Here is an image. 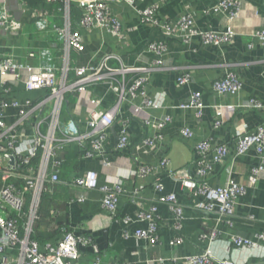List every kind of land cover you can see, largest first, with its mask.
I'll return each mask as SVG.
<instances>
[{
    "label": "crops",
    "instance_id": "crops-1",
    "mask_svg": "<svg viewBox=\"0 0 264 264\" xmlns=\"http://www.w3.org/2000/svg\"><path fill=\"white\" fill-rule=\"evenodd\" d=\"M219 1L138 0L133 7L116 2L111 8L113 15L121 22V39L98 27L83 30L77 24L71 28L70 24L73 32L78 31L84 42L83 51H69L71 68L97 66L103 56H115L118 60L108 61L110 69H119L121 65L134 68L136 71L129 74L128 79L148 75L147 96L152 101L158 98V108H143L139 113L135 112L134 107L141 105L139 99L130 103L127 99L121 101L115 114V123L108 130L107 139L103 143L106 163L99 156L85 158L78 144L69 146L78 147L79 155L68 163V167L71 163L69 168H64L62 173L60 171V178L66 184L57 188L62 220L76 235L90 237L98 250V255H95L91 248H81L82 254L77 264H92L95 257L99 258V264H160L158 260L171 263L172 259L194 257L203 251H209L218 260L230 264H263L264 242L257 241L256 235L264 233V172L257 183L250 186V170L259 165L257 154L252 150L234 162L231 160L237 132H252L264 124V49L252 37L255 31L264 30V0H234L239 3V10L230 20L228 11L215 12ZM153 4L158 5L157 16L160 20L175 22L189 14L193 17L196 29L201 32L221 34L231 30L234 35L227 43L217 46L204 44L199 39L186 45L178 38H167L160 30L139 20L137 11ZM6 7L10 18L20 23L22 29L14 33L0 28V62L8 58L36 67L44 59L43 51L49 49L50 55L61 66L64 43L57 41L56 34L45 36L38 33L29 10H24L15 0H7ZM0 9L3 10L1 4ZM58 11L61 15L59 25L53 22L55 15H49L50 20L57 27L63 28L64 15ZM152 43L164 44L165 54L158 57L148 51V45ZM158 60L162 62L159 67L155 66ZM229 71L238 76L242 87L233 95L219 96L213 90V83ZM182 74H188L190 81L179 86L176 80ZM128 89L129 84L125 88L126 98ZM194 93L201 94L203 112L200 119L194 110L178 108ZM45 94V90L28 92L24 84L19 83L13 87L11 97L20 102H38ZM71 95L73 101L63 107L60 119L65 129L73 124L82 134L89 131L86 120L92 100H98L99 109L103 111L111 110L119 102L118 95L104 81L88 87L81 95ZM251 99L257 100L263 108L253 110L247 107ZM215 106L236 108L230 119L223 122L219 129L214 128ZM167 116L172 120L160 131L144 121L156 123ZM16 119V115L7 112L5 123L11 126L17 123ZM122 121L129 125V145L124 153H119L116 145ZM183 128L191 130V139L181 136ZM158 132L160 138L149 149L144 142ZM206 139L216 144H227L231 154L211 175L210 184L224 186L227 179L232 177L246 186V193L236 202L232 225L225 222L216 224L215 218L196 209L180 181L169 177L170 173L179 175V172L184 176H194V147L198 141ZM162 160H166V166L157 167L146 179L135 175L137 164L158 166ZM86 171L97 174L99 188L113 186L116 182L122 184L125 193L119 200L114 216L102 208V194L99 190H84L72 185L75 175H82ZM155 184L160 185L161 189L157 190ZM136 189L138 195L133 197L132 193ZM172 194L177 197L183 209V220L178 231L171 228L174 215L169 205L159 201ZM78 197L84 199L83 203L77 201ZM152 203L156 204L159 223V242L154 246L137 240L133 235L136 230L146 228L145 223L136 219L138 208H147ZM124 219H129L130 223L125 225ZM124 231L128 233L127 236ZM214 231L218 236L211 240L209 236ZM206 235L207 239L203 237ZM235 236L258 244L253 248H237L231 241ZM176 237L182 238L183 243L172 244Z\"/></svg>",
    "mask_w": 264,
    "mask_h": 264
},
{
    "label": "built area",
    "instance_id": "built-area-1",
    "mask_svg": "<svg viewBox=\"0 0 264 264\" xmlns=\"http://www.w3.org/2000/svg\"><path fill=\"white\" fill-rule=\"evenodd\" d=\"M24 10H29L34 26L38 33L47 36L54 33L57 41L63 42V55L61 66L50 55V50L43 51L42 63L36 67H29L3 59L0 62V264H77L81 256V248H91L95 255L98 250L90 237L78 236L73 231L61 229L60 236L53 242L39 244L32 238L34 224L38 218V208L44 192L52 191L55 187H64L66 184L60 178L63 164L62 153L71 144H78L85 158L101 157L106 163L103 143L107 139L108 130L115 123V114L123 99L127 102L139 99L140 106L135 112L143 108H158L156 100L152 101L147 96L148 75L142 74L134 79H128L129 74L135 72L134 68L120 66L113 70L108 67V61L118 60L115 56L106 55L101 58L97 66L71 68L69 65V51L84 50V42L78 31L72 32L70 28V5L72 0H40L46 4H61L65 24L63 28L57 27L50 16L44 12L33 11L27 7L23 0H15ZM138 0H73L81 11L79 28L90 30L101 28L109 34L121 39L122 26L120 20L113 15L111 5L116 2L125 3L133 7ZM3 10L0 9V28L7 32H19L21 24L10 18L6 4L7 0H0ZM158 5L153 4L145 9L138 10L140 22L160 30L167 38H178L183 44H189L194 39H199L204 44L220 45L227 43L233 37V32L225 33L201 32L196 29L191 15L181 16L175 22L160 20L157 16ZM239 10V3L234 0H220L215 12L228 11L229 20L233 19ZM264 49V30H257L252 34ZM252 47L251 44L248 46ZM148 51L158 57L166 52V47L161 43L148 45ZM159 67L162 62H155ZM106 82L109 89L118 95L119 102L111 110L99 109V101L92 100L86 120L89 131L82 134L76 125L65 129L60 116L66 105V96L69 94L81 95L88 87L100 82ZM177 84L183 86L190 81L188 74L177 78ZM23 83L26 91L45 90L46 94L41 101L24 100L22 102L11 97L13 87ZM129 84L128 97L124 96L126 85ZM242 87V83L234 72H227L225 76L213 83V90L219 96L235 94ZM247 107L261 110L263 106L255 99L249 100ZM181 110H194L196 117L201 118L203 105L201 94L194 93L191 97L178 106ZM236 108L233 106H215L214 128L219 129L223 122L230 119ZM7 112L17 116V123L8 126L5 123ZM14 112V113H13ZM170 117H164L159 122L151 123L144 120L157 131L171 122ZM128 123L121 122V131L116 145V151L124 153L129 145ZM155 131V133L157 132ZM29 132V134H27ZM181 136L191 139L193 134L190 129L183 128ZM160 138L159 132L148 138L144 145L149 149L155 146ZM234 160L254 151L259 158V165L250 170L248 183L254 186L264 172V124L254 131H239L234 138ZM195 158L193 161L194 176H184L170 173L169 177L178 179L183 189L194 201V207L215 218L216 224L225 222L232 225L231 219L235 214L237 200L246 193V186L229 177L224 186H212L210 177L216 168L228 159L230 150L225 143L216 144L211 139L200 140L194 147ZM166 160L159 162L158 166L137 164L135 175L146 179L157 167L166 166ZM72 185L84 190H99L102 194L101 206L104 210L116 214L121 196L124 195L123 186L116 182L113 186H98V177L94 171H86L82 175H75ZM157 190L160 185L155 184ZM138 190L132 193L135 197ZM77 201L83 203L84 199L78 197ZM169 205V210L174 215L171 228L178 231L183 220V209L177 197L172 194L159 199ZM136 219L146 224L145 229L134 232L137 240L148 242L154 246L158 244V218L156 204L152 203L147 208H138ZM125 225L129 219L123 220ZM127 236V232L124 231ZM217 232L209 238L215 240ZM207 239V235L203 236ZM257 241L264 242V233L256 235ZM237 248H253L257 242L243 239L239 236L231 238ZM183 239L176 237L172 244H182ZM160 264H230L215 258L209 251H203L194 257L172 259L171 263L158 260ZM153 262V261H152ZM151 262V263H152ZM92 264H99L95 257Z\"/></svg>",
    "mask_w": 264,
    "mask_h": 264
},
{
    "label": "trees",
    "instance_id": "trees-1",
    "mask_svg": "<svg viewBox=\"0 0 264 264\" xmlns=\"http://www.w3.org/2000/svg\"><path fill=\"white\" fill-rule=\"evenodd\" d=\"M27 7L33 11L44 12L48 15H55L53 22L59 25V11H62L61 4H46L40 0H23ZM61 16V15H60ZM70 24L71 28L79 24L81 19V11L75 2H71L70 5ZM77 22V23H76ZM34 24V20H32ZM74 29V28H73ZM73 32V30L71 29ZM73 101V96L71 94L66 96V103ZM69 147V146H68ZM66 147L62 153L63 164L61 166V173L64 172V168H69L68 163L78 158L79 148ZM72 157V158H71ZM58 187L52 189V191L44 192L40 199V204L38 208V218L34 224V229L32 233V238L36 240L39 244L43 245L48 242L55 241L60 236L61 229H68L67 224L63 222L61 211L58 204ZM82 254V253H81ZM81 257V256H80ZM84 258V257H83ZM80 260V259H79Z\"/></svg>",
    "mask_w": 264,
    "mask_h": 264
},
{
    "label": "water",
    "instance_id": "water-1",
    "mask_svg": "<svg viewBox=\"0 0 264 264\" xmlns=\"http://www.w3.org/2000/svg\"><path fill=\"white\" fill-rule=\"evenodd\" d=\"M263 264H264V260H263Z\"/></svg>",
    "mask_w": 264,
    "mask_h": 264
}]
</instances>
